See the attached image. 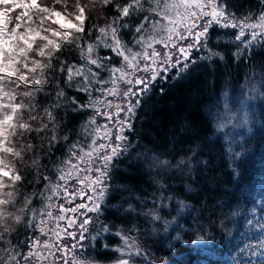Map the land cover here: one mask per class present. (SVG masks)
<instances>
[{
    "label": "snow or ice",
    "instance_id": "1",
    "mask_svg": "<svg viewBox=\"0 0 264 264\" xmlns=\"http://www.w3.org/2000/svg\"><path fill=\"white\" fill-rule=\"evenodd\" d=\"M254 7L244 13L239 0H0V264H84L77 253L85 241L94 246L112 232L100 219L105 212V219L125 222L143 216L154 232L157 223L164 231L172 227L175 218L161 215L171 194H151L146 210L138 207L149 203L147 196L136 197L137 204L125 201L126 207L111 204L117 198L109 194L113 170L134 147L126 133L134 132L137 110L158 78L168 79L172 69L191 74L198 59L220 56L209 46L217 29L235 30L240 43L233 59L264 55V0ZM101 47L108 51L101 54ZM201 49L207 55L194 57ZM256 90L253 83L249 92ZM101 106L124 113L115 132L97 122L98 116L112 122L113 113ZM217 107L223 112L208 115L222 131L233 118L227 91ZM79 118L78 130L69 126ZM148 151L138 155L151 167H173ZM183 164L181 158L175 167ZM175 202L178 211L188 207ZM132 231L139 232L135 223L114 233L124 242L114 250L116 264H143L134 257L146 254L124 234Z\"/></svg>",
    "mask_w": 264,
    "mask_h": 264
},
{
    "label": "trees",
    "instance_id": "2",
    "mask_svg": "<svg viewBox=\"0 0 264 264\" xmlns=\"http://www.w3.org/2000/svg\"><path fill=\"white\" fill-rule=\"evenodd\" d=\"M239 2L244 3V13L250 8L257 11L254 5L258 0ZM102 17L103 13L101 23ZM234 31L217 29V35L209 41L222 60L220 56L211 61L198 59L191 74L177 76L173 70L167 74L168 79H157L137 110L134 132L126 133L134 147L112 173L109 194L110 198L117 197L111 200L112 205L124 203L126 207L125 201L137 204L136 197L147 196L149 203L138 207V211L146 210L151 206V194H171L174 199L161 215L175 218L172 227L164 231L157 223L154 232L143 216L125 222L124 217L105 219L109 215L105 212L100 219L112 232L98 238L99 242L82 256L89 253L93 262H115L120 254L114 250L124 243L115 231H124L135 223L139 232L124 234L134 237L146 254L134 257L143 264H241L247 259L241 234L254 235L255 216L264 219V55L251 60L233 59L240 43L234 40ZM255 50L261 52V46L256 45ZM98 51L105 54L108 50L101 47ZM201 55L207 52L201 49L194 57ZM101 76L107 78L108 73ZM253 83L257 90L249 92ZM225 91L233 118L217 131L208 113L223 112L217 102H222ZM93 95L104 98L99 92ZM241 99H247L246 105L241 106ZM101 110L106 108L101 106ZM82 120H69V126L78 130ZM101 121L106 119L98 116L97 122ZM145 151L161 154V159H167L173 167H151L138 155ZM181 158L185 164L175 167ZM156 181L166 187L161 189ZM177 199L188 207L178 211ZM103 244L109 247L105 249Z\"/></svg>",
    "mask_w": 264,
    "mask_h": 264
},
{
    "label": "rangeland",
    "instance_id": "3",
    "mask_svg": "<svg viewBox=\"0 0 264 264\" xmlns=\"http://www.w3.org/2000/svg\"><path fill=\"white\" fill-rule=\"evenodd\" d=\"M185 43H188V41H185ZM160 46L157 45V48H159ZM195 51L193 52V56H195ZM215 57V56H214ZM173 70H170L168 73H171ZM138 75H145L144 73H138ZM159 79V78H158ZM127 87V85L125 84H120V88L123 90ZM108 100H112L114 104L116 103H121L122 104V100L119 97H111L109 96ZM106 111L113 113V118H112V122L109 123L107 120L106 121H101L99 124L103 125V124H108V126L110 128H113V132H115V128L113 127V124L118 120V119H122L124 116V113L121 112L119 114V116L115 115L116 109L113 107L111 109H106ZM104 141H100L97 140V143H103ZM81 175H84V173H82ZM73 183H75V181H73ZM79 187V185L77 186ZM91 193L89 192V195ZM77 201V200H76ZM89 215H94V214H89ZM255 230L252 231L254 232V235L251 234H241V242L243 243V248L245 247L246 250L248 251V257L245 261L241 262V264H264V219L260 216H255ZM98 228V227H97ZM91 231V228H90ZM95 233H93L94 235ZM106 234V233H105ZM104 234V235H105ZM103 235V236H104ZM118 238H120L119 236H117ZM99 238V237H98ZM43 239V237H42ZM122 240V239H121ZM123 241V240H122ZM85 244L87 245L85 249L82 250V253L78 252L77 255L80 257V259L84 262V264H116L115 262H110V263H97V262H93L91 261V257L86 255H83V252H87L89 250V247L91 248L92 246L88 244V241H85ZM120 254V253H119Z\"/></svg>",
    "mask_w": 264,
    "mask_h": 264
},
{
    "label": "flooded vegetation",
    "instance_id": "4",
    "mask_svg": "<svg viewBox=\"0 0 264 264\" xmlns=\"http://www.w3.org/2000/svg\"><path fill=\"white\" fill-rule=\"evenodd\" d=\"M80 202H82V201H80L79 199H77L76 203H80Z\"/></svg>",
    "mask_w": 264,
    "mask_h": 264
}]
</instances>
